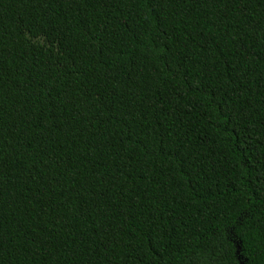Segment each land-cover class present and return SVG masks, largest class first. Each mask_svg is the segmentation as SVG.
<instances>
[{"label": "trees", "instance_id": "1", "mask_svg": "<svg viewBox=\"0 0 264 264\" xmlns=\"http://www.w3.org/2000/svg\"><path fill=\"white\" fill-rule=\"evenodd\" d=\"M245 260L264 0H0V264Z\"/></svg>", "mask_w": 264, "mask_h": 264}, {"label": "water", "instance_id": "2", "mask_svg": "<svg viewBox=\"0 0 264 264\" xmlns=\"http://www.w3.org/2000/svg\"><path fill=\"white\" fill-rule=\"evenodd\" d=\"M238 253H239V251H238ZM239 259L241 260V257ZM246 262H247V260L241 261L240 264H246Z\"/></svg>", "mask_w": 264, "mask_h": 264}]
</instances>
